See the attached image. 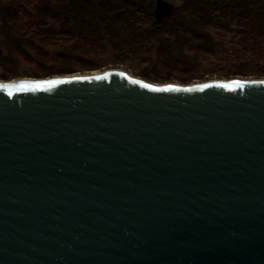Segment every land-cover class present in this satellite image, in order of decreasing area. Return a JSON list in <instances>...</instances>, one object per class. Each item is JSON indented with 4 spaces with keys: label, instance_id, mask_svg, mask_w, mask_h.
<instances>
[{
    "label": "water",
    "instance_id": "obj_1",
    "mask_svg": "<svg viewBox=\"0 0 264 264\" xmlns=\"http://www.w3.org/2000/svg\"><path fill=\"white\" fill-rule=\"evenodd\" d=\"M0 264H264V79L0 80Z\"/></svg>",
    "mask_w": 264,
    "mask_h": 264
},
{
    "label": "rangeland",
    "instance_id": "obj_2",
    "mask_svg": "<svg viewBox=\"0 0 264 264\" xmlns=\"http://www.w3.org/2000/svg\"><path fill=\"white\" fill-rule=\"evenodd\" d=\"M35 1L16 0L25 8H22L13 26L24 35L26 48L25 52H7L0 47L1 81L99 73L111 68L122 69L132 76L157 84L264 79V39H253L238 25L229 29L209 26L215 50H201L192 42L191 46L184 47V54L171 62L157 51V42L152 38L130 45H114L107 39H81L40 26L28 12ZM144 25L150 26V23Z\"/></svg>",
    "mask_w": 264,
    "mask_h": 264
},
{
    "label": "trees",
    "instance_id": "obj_3",
    "mask_svg": "<svg viewBox=\"0 0 264 264\" xmlns=\"http://www.w3.org/2000/svg\"><path fill=\"white\" fill-rule=\"evenodd\" d=\"M155 1L36 0L28 12L38 25L81 39L130 45L152 38L157 51L171 62L192 42L201 50H215L209 26L229 29L238 25L253 39H264V0H176L170 15L161 20L154 17ZM22 8L16 0H0V47L7 52H25L26 39L13 26Z\"/></svg>",
    "mask_w": 264,
    "mask_h": 264
},
{
    "label": "bare ground",
    "instance_id": "obj_4",
    "mask_svg": "<svg viewBox=\"0 0 264 264\" xmlns=\"http://www.w3.org/2000/svg\"><path fill=\"white\" fill-rule=\"evenodd\" d=\"M98 72V71H97ZM93 73H95V72H93Z\"/></svg>",
    "mask_w": 264,
    "mask_h": 264
}]
</instances>
